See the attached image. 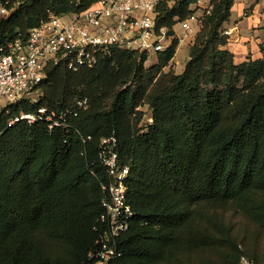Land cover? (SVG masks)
<instances>
[{
	"label": "trees",
	"instance_id": "16d2710c",
	"mask_svg": "<svg viewBox=\"0 0 264 264\" xmlns=\"http://www.w3.org/2000/svg\"><path fill=\"white\" fill-rule=\"evenodd\" d=\"M97 1L0 0L10 9L0 44L25 40L51 14L79 13ZM209 1L181 73L165 70L177 39L149 66L147 52L112 46L91 68L48 65L37 102L2 110L0 264L90 261L105 228L102 183L109 179L99 145L112 134L130 165L127 198L135 211L118 242L124 262H264L240 247L220 213L232 207L264 228V45L261 57L237 62L225 33L235 0ZM196 2L162 0L158 25L175 32ZM43 107L35 123L8 124ZM62 110L78 115L50 131L48 116Z\"/></svg>",
	"mask_w": 264,
	"mask_h": 264
},
{
	"label": "built area",
	"instance_id": "2783aa9c",
	"mask_svg": "<svg viewBox=\"0 0 264 264\" xmlns=\"http://www.w3.org/2000/svg\"><path fill=\"white\" fill-rule=\"evenodd\" d=\"M161 1L98 0L79 13L64 16L51 14L49 20L32 28L25 40L17 37L12 42L0 44V113L3 109L9 111L10 104L22 100L37 102L41 96L39 85L45 79L50 64L62 63L77 71L82 67L95 66L101 56L110 53L112 46L152 55L166 50L175 39L178 46L193 42L202 18L212 9L210 1L197 0L193 6L195 12L177 23L173 33L168 26L157 23L156 10ZM9 13L10 9L0 3V21ZM192 20L196 23L192 24ZM177 25L183 31H178ZM225 33L228 34V31L225 30ZM87 104L86 98L78 100L80 108H86ZM46 112L45 107L34 113L22 112L8 124L20 118L32 124L42 119ZM55 114L53 112L48 116L50 131L55 126L68 127L66 118L69 114L77 116L78 112L62 110L58 117ZM147 121H152L151 116L147 117ZM99 147L100 161L109 177L107 182L102 183L105 196L101 221L105 228L97 239V246L89 253L90 261L84 264H129L122 260L123 251L118 242L135 215L127 198L126 178L130 165L120 157L115 134L103 137ZM239 264L264 262L242 256Z\"/></svg>",
	"mask_w": 264,
	"mask_h": 264
},
{
	"label": "rangeland",
	"instance_id": "374dc122",
	"mask_svg": "<svg viewBox=\"0 0 264 264\" xmlns=\"http://www.w3.org/2000/svg\"><path fill=\"white\" fill-rule=\"evenodd\" d=\"M263 5H264V0H248L245 11L247 12L248 15H250L258 11V9ZM261 10H262L261 13H264V6ZM191 23L195 24L196 21L192 20ZM227 24H230V22L226 23V25ZM177 28L178 30L183 31V28L180 25H178ZM251 29L254 30L255 28L253 27L248 28L247 31ZM250 33L251 32L248 31V33H245L244 37H247V35ZM241 37H243V35ZM258 37L260 39H264V36L262 35ZM252 38L253 35L247 38L249 40H247L246 42L248 41L250 42V39ZM192 44L193 42H187L184 45H179L175 57L171 60L169 65L165 67V70L172 69L176 73H181L185 68V63L188 59L189 50ZM263 45L264 42L260 44V51L262 50ZM252 53L253 52L250 53L249 57H251ZM236 55H238V57L241 56L240 54H236ZM156 61H157V55L153 53L152 55H150L149 59L147 60L146 65L149 66ZM220 213L222 214V217L225 220V222H227L229 226H231L230 227L231 231L235 236L236 240L239 242L240 247L247 252L258 254L259 256L263 257L264 228L260 227L259 225L248 219L240 212L235 211L232 207L226 206L224 208H221Z\"/></svg>",
	"mask_w": 264,
	"mask_h": 264
},
{
	"label": "crops",
	"instance_id": "0c3cea01",
	"mask_svg": "<svg viewBox=\"0 0 264 264\" xmlns=\"http://www.w3.org/2000/svg\"><path fill=\"white\" fill-rule=\"evenodd\" d=\"M247 1L248 0H235V4L232 8V18L230 24L225 25V29L229 34L228 48L234 52L237 62L247 60L251 52H253L251 55L252 58H258L263 55L262 50L260 51V44L264 42V39H260L258 36H264V13H261V9L264 5L261 6L255 13L248 15L245 11ZM197 12L199 13V11ZM177 27L178 25L176 26V29L178 30ZM252 27L255 29L248 30L251 33L248 34L247 37H244L245 33H248L247 29ZM241 34L243 37H241ZM252 35L253 38L250 39V42H246L249 40L247 38ZM236 54H240V58Z\"/></svg>",
	"mask_w": 264,
	"mask_h": 264
}]
</instances>
